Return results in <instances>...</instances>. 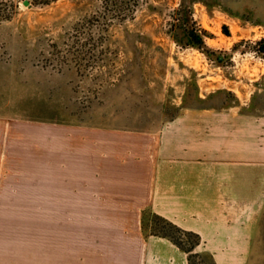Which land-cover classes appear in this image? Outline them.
<instances>
[{
	"label": "rangeland",
	"instance_id": "374dc122",
	"mask_svg": "<svg viewBox=\"0 0 264 264\" xmlns=\"http://www.w3.org/2000/svg\"><path fill=\"white\" fill-rule=\"evenodd\" d=\"M183 2L205 51L175 21ZM261 40L264 0H0V117L158 130L197 106L261 122ZM0 222L1 264H173L108 218ZM257 240L246 264H264V226Z\"/></svg>",
	"mask_w": 264,
	"mask_h": 264
},
{
	"label": "crops",
	"instance_id": "0c3cea01",
	"mask_svg": "<svg viewBox=\"0 0 264 264\" xmlns=\"http://www.w3.org/2000/svg\"><path fill=\"white\" fill-rule=\"evenodd\" d=\"M148 213L197 234L216 264H246L264 226V121L197 106L158 130L0 117V218H108L189 264L147 232Z\"/></svg>",
	"mask_w": 264,
	"mask_h": 264
},
{
	"label": "trees",
	"instance_id": "16d2710c",
	"mask_svg": "<svg viewBox=\"0 0 264 264\" xmlns=\"http://www.w3.org/2000/svg\"><path fill=\"white\" fill-rule=\"evenodd\" d=\"M185 6L186 4L185 2H183V5H181V9H178L176 12L175 21L178 22L179 26L180 24L184 26V31L187 34L191 44L198 49L205 51L206 46L203 37L194 27L189 25V12L187 8H185ZM257 48L258 53L264 56V40H261L257 44ZM152 218L154 220L149 226L145 224L146 229L148 228L147 232L151 235H157L171 240L182 251L188 254L189 264H216L211 253L206 251H196L201 242L200 237L197 234L184 231L171 222L156 215H153ZM156 222H161L162 225H158V223Z\"/></svg>",
	"mask_w": 264,
	"mask_h": 264
},
{
	"label": "water",
	"instance_id": "95a60500",
	"mask_svg": "<svg viewBox=\"0 0 264 264\" xmlns=\"http://www.w3.org/2000/svg\"><path fill=\"white\" fill-rule=\"evenodd\" d=\"M24 4H25V6H28L30 4V2L29 1H25Z\"/></svg>",
	"mask_w": 264,
	"mask_h": 264
}]
</instances>
